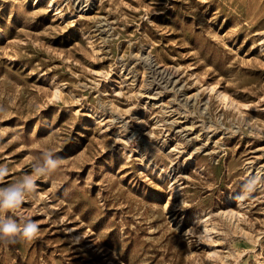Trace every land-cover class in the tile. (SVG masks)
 I'll use <instances>...</instances> for the list:
<instances>
[{"label":"rangeland","instance_id":"1","mask_svg":"<svg viewBox=\"0 0 264 264\" xmlns=\"http://www.w3.org/2000/svg\"><path fill=\"white\" fill-rule=\"evenodd\" d=\"M0 264H264V0H0Z\"/></svg>","mask_w":264,"mask_h":264},{"label":"bare ground","instance_id":"2","mask_svg":"<svg viewBox=\"0 0 264 264\" xmlns=\"http://www.w3.org/2000/svg\"><path fill=\"white\" fill-rule=\"evenodd\" d=\"M145 59V58H144ZM151 62V61H150ZM146 66H148V65H146ZM154 66V65H153ZM152 66V67H153ZM151 67V66H150ZM149 68V67H148ZM154 69V68H153ZM157 69V68H156ZM167 70V69H166ZM150 71V73H151V70H149ZM160 71V70H159ZM152 72H154V71H152ZM158 72V71H157ZM162 72V71H161ZM168 73H170V72H168ZM175 74V73H174ZM153 75V74H152ZM155 75H156V73H155ZM159 75V74H158ZM163 75H164V72H163ZM172 75V74H171ZM161 76V75H160ZM175 76V75H174ZM152 77V76H151ZM164 77V76H163ZM168 77V76H167ZM166 77V78H167ZM154 78V77H153ZM156 78V77H155ZM161 78V77H160ZM159 79V78H158ZM163 79V78H162ZM165 80H167V79H165ZM162 81V80H161ZM160 82V81H159ZM162 82H164V81H162ZM167 83H168V81H167ZM160 84V83H159ZM210 91H214L215 92V95L217 96V98L219 99V100H221L223 103H226V104H229V97L227 96V94L226 93H223V92H219V91H215L214 90V88L213 87H211L210 88ZM153 94V93H152ZM152 96V95H151ZM259 168V167H258ZM258 175V174H257ZM258 177V176H257ZM176 191V189H174L172 192H171V195H170V197H175V192ZM170 199V198H169ZM170 208V206H169V203L168 202H166V204H165V207H164V209L165 210H168ZM227 215H229L230 217H234L235 216V213L232 211V210H229V211H227V213H226ZM206 230V229H205Z\"/></svg>","mask_w":264,"mask_h":264}]
</instances>
